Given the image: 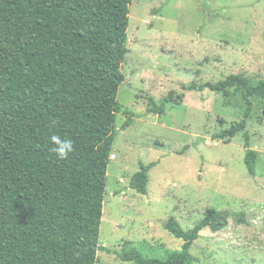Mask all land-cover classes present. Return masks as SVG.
Masks as SVG:
<instances>
[{
  "label": "rangeland",
  "instance_id": "rangeland-1",
  "mask_svg": "<svg viewBox=\"0 0 264 264\" xmlns=\"http://www.w3.org/2000/svg\"><path fill=\"white\" fill-rule=\"evenodd\" d=\"M126 46L95 264H139L120 256L132 250L164 259L183 244L165 229L168 218L187 230L208 208L227 222L192 241L193 264H264V98H253L244 131L222 139L215 135L242 118L241 93L184 89L229 74L264 82V0H132ZM150 162L141 194L129 179Z\"/></svg>",
  "mask_w": 264,
  "mask_h": 264
},
{
  "label": "trees",
  "instance_id": "trees-1",
  "mask_svg": "<svg viewBox=\"0 0 264 264\" xmlns=\"http://www.w3.org/2000/svg\"><path fill=\"white\" fill-rule=\"evenodd\" d=\"M131 2L0 0V264H95L104 249L99 229ZM196 88L241 93L242 118L215 135L222 139L244 131L253 98H264V82L251 84L242 74L184 87ZM152 109L161 113L163 105ZM128 114L122 128L132 120ZM54 134L72 141L66 159L51 151ZM244 136V162L254 175L256 151ZM154 165L140 163L129 187L146 194ZM226 222L214 208L187 230L171 216L165 229L183 240L179 251L164 259L137 250L120 256L139 264H193L192 241Z\"/></svg>",
  "mask_w": 264,
  "mask_h": 264
},
{
  "label": "clouds",
  "instance_id": "clouds-1",
  "mask_svg": "<svg viewBox=\"0 0 264 264\" xmlns=\"http://www.w3.org/2000/svg\"><path fill=\"white\" fill-rule=\"evenodd\" d=\"M51 141L55 145L51 151L54 152L60 160L66 159L68 154L73 150L72 141L69 139H62L59 135L54 134L51 137Z\"/></svg>",
  "mask_w": 264,
  "mask_h": 264
}]
</instances>
